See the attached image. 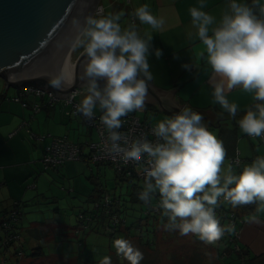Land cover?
<instances>
[{
    "label": "clouds",
    "instance_id": "obj_1",
    "mask_svg": "<svg viewBox=\"0 0 264 264\" xmlns=\"http://www.w3.org/2000/svg\"><path fill=\"white\" fill-rule=\"evenodd\" d=\"M199 2L203 5L205 0ZM227 3L229 10L218 22L202 7H191V24L214 73L209 77L214 101L235 118L243 133L260 137L264 135V3ZM135 15L153 28L163 23L147 4L137 7ZM119 20V13L90 14L83 24L76 22L72 46L81 47L86 57L81 74L86 94L76 105L77 111L91 118L97 106L103 110L99 118L108 132L103 143L107 154L123 161L144 159V184L138 196L148 202L153 193L159 194V207L168 217L166 229L215 242L225 231L235 230L215 214L221 198L233 207L255 202L256 210L264 211V156L255 157L239 171L231 164L222 170L226 156L223 141L202 123V114L190 107L158 120L152 127L157 138L154 142L144 136L129 140L118 131L121 117L144 107L153 79L148 59L152 37L142 38L132 25L122 30ZM155 55H161L159 48ZM49 83L55 88L63 86L59 77ZM237 86L253 94V103L239 116L240 106L226 96ZM112 246L129 264H140L143 259V252L123 236L114 238ZM100 264H111V258L104 256Z\"/></svg>",
    "mask_w": 264,
    "mask_h": 264
},
{
    "label": "crops",
    "instance_id": "obj_2",
    "mask_svg": "<svg viewBox=\"0 0 264 264\" xmlns=\"http://www.w3.org/2000/svg\"><path fill=\"white\" fill-rule=\"evenodd\" d=\"M129 1L130 8L121 3V0H106L105 3L109 6L110 14L121 15L123 12L127 15L131 14L130 18L134 20V27L142 38L152 37L149 41L148 59L153 79L149 83L167 92L175 90L172 100L174 102L177 100L176 104L183 105L181 108L190 107L201 110L206 116V118L203 117L202 123L211 131L218 130L216 135L223 141L226 149L225 159L229 160V163L224 160L221 165L222 170L229 164L232 165V159L241 158L239 168L237 167L240 170L244 164L250 163L255 157L264 156V143L258 147L253 144V147L257 148L249 151L243 144L248 134L243 133L235 118L229 116L214 101L212 86L209 83V77L214 73L207 63L205 46L195 35V28L191 24L192 18L189 12L191 7H202L218 22L223 13L229 10L227 0H205L203 5L199 0ZM261 2L264 3V0ZM141 4H147L153 15L162 18L163 23L160 27L153 28L136 17L135 9ZM99 7L103 8L106 15V9L101 0ZM189 32L193 33L192 37H189ZM156 48L161 50L159 57L155 55ZM82 51L81 49L79 54ZM184 64H188L189 67H183ZM80 90L79 100L86 94V88ZM15 94L16 89L11 91L0 84V220L15 200H22L25 204L40 193L39 184L42 185L44 182L41 159L44 148L50 141L49 136H67L79 143L81 148L84 147V141L85 145H88L90 141L97 139L95 131L88 128L79 117L65 115L62 103H56L53 107L43 109L32 116L30 108H25L20 103L9 99ZM226 96L240 106L238 116L242 114L245 106L253 103V94L239 86L228 90ZM143 108L152 112V115L161 113L164 116H170V113L164 107L161 110L157 103L145 102ZM164 116L161 119H164ZM25 121L37 134L36 139H30L26 129L18 130ZM17 130V134L10 136ZM39 136L47 137L42 139ZM87 136H89L88 139ZM82 138L84 141L81 140ZM242 156L250 160H242ZM73 167L74 164L68 162L62 168L69 173ZM97 170L102 172V168L97 167ZM257 213L258 211L246 215L247 220L242 228L240 239L241 245L249 251L259 248L260 251L257 254L250 251L251 256L264 252V217ZM253 216L258 219L254 220ZM31 240L33 248H39L40 239L31 237Z\"/></svg>",
    "mask_w": 264,
    "mask_h": 264
},
{
    "label": "rangeland",
    "instance_id": "obj_3",
    "mask_svg": "<svg viewBox=\"0 0 264 264\" xmlns=\"http://www.w3.org/2000/svg\"><path fill=\"white\" fill-rule=\"evenodd\" d=\"M105 1L101 0L105 6L106 15H108L110 14L109 6ZM121 1L130 8L129 0ZM95 15H100V13H95ZM130 17L131 14L127 15L125 12L120 15L119 23L122 30L135 25L133 18ZM81 49V47H76L72 56L77 58ZM0 84L6 86L4 79L0 78ZM9 89L15 90L13 87ZM102 111L99 106L94 109V113ZM137 115L143 121L150 123H156L164 116L161 113L152 115V112L144 108L137 110ZM212 131L218 133L216 129ZM246 138L243 144L249 151L264 143ZM71 140L74 139L71 138ZM81 140L84 141V138ZM253 144L257 147H253ZM87 152H89V146L85 145L84 141V155ZM242 160L250 159L242 156ZM68 162L74 164L69 173L62 168L64 165L58 171L43 169L44 182L42 185L39 184L40 193L25 204L23 203L20 209L22 216L17 231L21 233V241H16L7 251H4L2 244L5 233L0 228V264H100L104 256L111 258V264H129V261L119 255L112 246L113 239L118 236L127 238L143 252L140 264H179L181 258L188 262L194 258L195 253L199 254V264H230L229 258L227 260L222 256L228 244L221 237L215 242L207 243L198 239L193 233L181 235L178 229L168 230L160 226L157 251L154 246L146 247L148 241L153 245V224L161 225L163 218L161 216H158L157 220L154 217L148 218L145 213L148 207L146 203L130 201L133 184L117 177L115 169L109 165H101L102 172L98 175L97 165L92 162L68 160L65 164ZM225 162L229 163V160L225 159ZM232 167L235 171H239L238 166ZM93 173L94 178L91 176ZM94 179L100 184L96 186L95 193L93 191L95 189ZM135 182L139 181L135 180ZM140 183L143 184V182ZM92 194L93 199L90 198ZM99 194L116 198L122 204L127 201V209L125 208L121 215L128 220L129 234L125 235L120 232L111 235L108 231V224H106L107 220L101 219L98 222L92 220L90 216L98 213L93 212L98 210L96 206L101 200ZM257 214L264 217V211H258ZM163 230H166L167 238L168 236L170 238L164 240L160 238ZM31 237L40 239L41 252L34 250ZM21 249L23 254L20 252ZM250 251L257 254L260 250L254 248Z\"/></svg>",
    "mask_w": 264,
    "mask_h": 264
},
{
    "label": "water",
    "instance_id": "obj_4",
    "mask_svg": "<svg viewBox=\"0 0 264 264\" xmlns=\"http://www.w3.org/2000/svg\"><path fill=\"white\" fill-rule=\"evenodd\" d=\"M100 0H0V78L6 87L35 85L62 100L77 89H85L81 79L86 57L83 51L71 56L77 32L76 22L95 14ZM59 77L60 88L49 80ZM103 81H101V84ZM175 90L164 91L149 83L146 103H157L171 114L181 107L174 102ZM195 110V109H193ZM203 117L205 114L201 110Z\"/></svg>",
    "mask_w": 264,
    "mask_h": 264
},
{
    "label": "built area",
    "instance_id": "obj_5",
    "mask_svg": "<svg viewBox=\"0 0 264 264\" xmlns=\"http://www.w3.org/2000/svg\"><path fill=\"white\" fill-rule=\"evenodd\" d=\"M103 8L97 7L95 13L103 15ZM81 94V90L77 89L66 98L61 101L64 102L66 107V113L70 116L79 117L83 123L90 129L94 130L97 139L94 141H90L88 143L89 146V159L90 162L94 164H109L116 171L117 174L121 176H136L141 181H144V175L142 172V167L144 166V159L142 158L140 161L128 160L123 161L119 158V156H112L107 154L103 150V143L107 138L108 132L105 128L104 124L100 120L101 113H94V115L89 118L82 113L77 111L76 105L79 103V96ZM47 98V104L52 105L54 102L60 101L53 92L47 91V89H40L35 85H25L21 88H16V95L13 97V100L16 102H22L25 107L31 106L35 113H38L42 110V104L39 102L31 103L29 99ZM122 124L118 131L123 133L129 140H132L138 136H144L145 138L156 141V136L152 132L153 123L143 121L138 115L137 110L127 113L125 116L121 117ZM27 124L23 123L21 127H26ZM15 133H12L10 136H13ZM30 136L32 138H37L38 136L30 132ZM250 140H256L259 142H264V135L260 137H253L247 135ZM82 157V148L80 144L75 143L67 137H54L50 143L46 146L44 150V154L42 157V163L44 165L45 170L55 169L62 164H64L68 160H81ZM232 165L239 166L240 159L235 158L231 160ZM106 202H109V196L106 197ZM227 201H224L222 198L219 200L218 205L215 207V214L220 219V222L225 225H234L235 230L232 232L225 231L223 236L229 238L232 241L240 242L242 228L246 223L245 219L239 218L235 212L229 211V216L226 215L225 218L219 215L220 206L227 204ZM12 219L18 220L19 213L18 210L12 213ZM118 220H115V225L118 224ZM3 227L5 229H9L11 227V223H4ZM114 229H112L113 231ZM18 239V237H17ZM236 249L239 250L238 246Z\"/></svg>",
    "mask_w": 264,
    "mask_h": 264
},
{
    "label": "trees",
    "instance_id": "obj_6",
    "mask_svg": "<svg viewBox=\"0 0 264 264\" xmlns=\"http://www.w3.org/2000/svg\"><path fill=\"white\" fill-rule=\"evenodd\" d=\"M248 3L251 4V0H248ZM252 6L254 8L256 7L255 5H252ZM13 97H10L9 99L14 101ZM29 101L31 103L39 102L40 104H42V110L46 109V108H49V107H53L56 103H59V102L64 105V102H62L61 100L57 101V102H54L52 105H49V104H47V98H45V99L44 98L43 99H41V98L40 99L39 98H35V99L33 98L32 99L31 98V99H29ZM14 102H16V101H14ZM18 103H20L23 107H25L22 102H18ZM25 108H30L31 109L32 114H33L32 116L37 114V113H35L33 111L32 105L31 106H27ZM64 113H65L66 116L71 117L70 115H67L65 105H64ZM74 117H76V116H74ZM23 123H26L27 126L26 127H21L20 126V128L18 130H20L22 128L26 129V131H27V133L29 135V138L30 139H36V138H32L30 136V132H33V131L29 127V124L26 121L23 122ZM18 130L14 131L13 133L17 134ZM46 137L47 136H42L40 138L45 139ZM49 137H50V141L54 138L52 136H49ZM61 137H67V136H61ZM67 138H69V137H67ZM50 141H49V143H50ZM75 143H77V142H75ZM46 146H45V148H46ZM45 148H44V150H45ZM43 154H44V152H43ZM42 157H43V155H42ZM81 160H86L88 163H90L89 155L88 154L84 155L83 148H82ZM41 162H42V159H41ZM64 164H62L61 166H63ZM96 165H97L98 168H100L101 165H109V164H96ZM61 166H59V167H57V168H55L53 170H57L58 171V169ZM109 166H111V165H109ZM100 173L101 172H99L97 170V174L100 175ZM94 175L95 174L93 173L91 176L93 177ZM116 176L120 177V179H122L123 181H127V182H130L131 184H133L132 185V191L130 193V196H131V200L130 201H132V203H146L148 205V207L145 209V213H146L148 218L154 217L155 220H157L158 216H161L163 218V220L161 221L162 222L161 225H159L158 223L157 224H153L154 225V229H153V233H154L153 245L150 244L149 241L146 242V247L151 248L152 246H154L155 247V251H157V247H158V243H159V236H158L159 235L158 234L159 227L160 226L164 227V224L168 220V217L163 215V211L159 207V194L158 193H153L152 196H151V199L148 202H145V201L139 199V196H138V193L143 188L144 181L139 180L138 178H136V176H133V175L132 176H121V175L117 174V171H116ZM135 180L139 181V182H135ZM140 182H143V184H141ZM93 183L95 184V189L93 190L94 193H95L97 191L96 186L100 185V184L95 179L93 180ZM107 196L106 195L103 196V195L99 194V199H101V200L99 201V203L96 206L98 208V210H95L93 212V213H95V212H98V213L97 214H93L90 217L92 218V220H95L97 222L99 220H101V219L107 220L106 224H108V226H107L108 227V231H109V233L111 235H114V234L120 233V232L125 233V235H127V233L129 234L130 233L129 226H127L128 225V220L121 215L122 211L125 210V208L127 209V201L122 204L121 201H119L118 199L111 198V196H109V202L107 203L106 202V197ZM90 198L91 199L94 198L93 194L90 196ZM23 203H24L23 201L15 200L11 204L9 210L7 212H5L4 216L0 220V228L5 233V238L2 240L3 241L2 244H3V247H4L3 248L4 251L9 250L10 246L12 244H14L16 241L17 242L21 241V239H20L21 238V235H20L21 233L18 232L17 229H18V223L20 222L21 216H22V214L20 212V209H21ZM15 209L18 210V213H19L18 220H16V221L13 220L12 217H11L12 213L15 211ZM219 209H220L219 210L220 211L219 215L222 216L223 218H225L226 215L229 216V214H228L229 211H233V212L236 213V215L239 218L245 219L246 215H250V214H253V213L257 212V210H256L257 209V203L254 202V203H250V204H241V205H237L236 207H233L231 205V203L228 202L227 204H224V205L220 206ZM82 217L84 218V215H82ZM115 220L119 221L118 224H116V225L114 223ZM140 220H142V219H140ZM6 222L11 223V227L9 229H5L3 227V224L6 223ZM112 229H114V230L112 231ZM17 237H18V239H17ZM160 238H162L164 240V239H168L170 237L168 236V238H167L166 230H163L162 234L160 235ZM221 239L225 240L226 243L228 244V246L223 250L222 256H224V258L227 259V260L229 258L228 262L230 264H264V253L259 254V255H255V256H251L250 251L246 247H243V245H241L240 242H238V241L234 242V241L230 240L229 238H227V237H225L223 235L221 236ZM140 241H142V238H140ZM236 246H238L239 250L236 249ZM34 250L36 252H41V247L36 248ZM20 252H22L21 254H23L22 249H21ZM193 256H194V258H192L191 260L188 261L190 263L186 262L185 259L181 258V261L179 262V264H199L200 263V260H198V258H200L199 254L195 253ZM227 260H226V262H227ZM3 263H4V261H3Z\"/></svg>",
    "mask_w": 264,
    "mask_h": 264
},
{
    "label": "bare ground",
    "instance_id": "obj_7",
    "mask_svg": "<svg viewBox=\"0 0 264 264\" xmlns=\"http://www.w3.org/2000/svg\"><path fill=\"white\" fill-rule=\"evenodd\" d=\"M73 52L71 53V56H72Z\"/></svg>",
    "mask_w": 264,
    "mask_h": 264
}]
</instances>
